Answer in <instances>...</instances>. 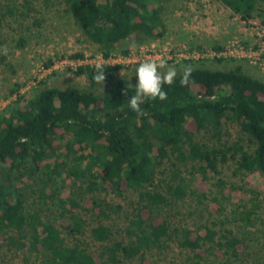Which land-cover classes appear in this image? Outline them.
Here are the masks:
<instances>
[{"label": "trees", "instance_id": "trees-1", "mask_svg": "<svg viewBox=\"0 0 264 264\" xmlns=\"http://www.w3.org/2000/svg\"><path fill=\"white\" fill-rule=\"evenodd\" d=\"M63 1L106 56L129 38L143 42L163 34L155 0ZM219 1L241 19L257 15L264 22V0ZM229 61L237 64L211 67ZM172 65L192 67L189 84L181 86V71L163 85L167 100L142 98L146 115L128 107L136 83L93 91L101 83L88 66L74 73L87 78L89 89L43 79L24 105L0 114V246L21 251L24 264L235 263L247 229L264 232L260 193L245 183L254 171L264 177V82L235 58ZM113 69L104 68L105 78ZM72 155L73 169L66 163ZM64 174L72 177L68 192L51 186ZM195 174L203 186L188 183ZM185 198L204 220L182 219L178 201ZM48 199L54 210L32 208Z\"/></svg>", "mask_w": 264, "mask_h": 264}, {"label": "rangeland", "instance_id": "rangeland-1", "mask_svg": "<svg viewBox=\"0 0 264 264\" xmlns=\"http://www.w3.org/2000/svg\"><path fill=\"white\" fill-rule=\"evenodd\" d=\"M153 3L160 6L162 36L145 39L143 42L129 38L116 44L110 53L120 55L123 54L121 52L124 49L129 52L136 51L140 46L150 48L152 45L156 50L160 49L163 52L174 50L184 44L190 48H194L192 45L196 44L206 47L211 42L224 48H232V45L237 43L242 44L244 48L259 49L264 46V22L261 17L256 15L249 20L241 19L219 0H168L162 3L155 0ZM8 7L12 8L10 13H7ZM67 8L63 0H0V54L4 56L0 58V114L5 110L24 105L31 98L37 87L31 83V80L35 75H40L39 68L42 64L45 65L47 60H57L78 51L88 56L100 52L99 47L87 39ZM20 40H23V44H20ZM235 60L241 62L246 73L264 82V70L255 64L254 60L251 62L246 58H235ZM139 64L134 62L129 67L119 65L113 69L110 78H105L104 83L93 91H107L115 88L119 82L125 85L137 83L135 70ZM235 64H237L235 61H229L220 65L211 64V67L229 69V66ZM174 67L177 74L184 68V66ZM64 68L43 79L50 86L89 89L85 76L76 75L75 71ZM166 70V68L159 69L161 73ZM14 92L16 94L12 95ZM74 157L72 155L66 160L68 168L73 164ZM78 165L84 166V163ZM187 178L192 187L204 185L198 174ZM53 179L55 182L51 183L52 187L60 192H68L72 177L66 178L64 174ZM245 183L248 188L260 193L257 203L264 213V177L254 171L245 176ZM76 184H81L80 180ZM85 185L86 183L81 188H85ZM28 188L31 187L27 186L24 189L25 197L28 198L29 203H32L35 196L30 194ZM212 190L217 191V188L212 187ZM131 197L134 198L135 194H131ZM190 205L186 198L178 201L182 219L204 220L203 214L192 213ZM32 208H40L46 212L54 210V200L48 199L47 203L39 205L32 204ZM242 209L241 206L238 212ZM239 223L243 224L244 221ZM259 228L264 230V226ZM250 230L255 229L249 228L244 233L242 251L238 253L233 264H264V232L257 231L252 235L247 233ZM19 252L21 251H8L4 246H0V264H24L21 257L17 256ZM158 264H166V262L162 261Z\"/></svg>", "mask_w": 264, "mask_h": 264}, {"label": "built area", "instance_id": "built-area-1", "mask_svg": "<svg viewBox=\"0 0 264 264\" xmlns=\"http://www.w3.org/2000/svg\"><path fill=\"white\" fill-rule=\"evenodd\" d=\"M214 57H226V58H246L250 62L254 60L257 64L264 70V46L262 48H244L242 44H234L232 48L223 47L220 51L212 50L211 48L205 50H196L195 48H190L187 45H182L174 50L160 51V49L150 46L144 47L140 46L136 51H129L126 54L114 55L109 53L107 56L102 52H98L94 56H88L83 53L80 58H71L68 56L58 58L57 60H51L50 65L42 64L39 68L40 75H35L31 83L37 84L43 80L44 77L50 75L54 72H58L64 69L69 71H75L79 67H94L96 63H102L105 67L117 68L119 65L121 67H129L131 64L141 63L146 60H159L163 58L167 61V64L172 65L183 59H206Z\"/></svg>", "mask_w": 264, "mask_h": 264}, {"label": "clouds", "instance_id": "clouds-1", "mask_svg": "<svg viewBox=\"0 0 264 264\" xmlns=\"http://www.w3.org/2000/svg\"><path fill=\"white\" fill-rule=\"evenodd\" d=\"M94 67L96 69L94 80L97 83L103 84L105 80V66L102 63H96ZM165 68L167 69L166 72L161 73L159 71V69ZM192 71L193 69L190 65L183 68V74L180 79L181 86H187L189 84ZM135 74L137 76L135 94L128 100V107L138 115H146L147 113L140 107L142 98L167 100V93L163 90V85H172L177 76V71L174 66H168L165 59L160 58L158 61L146 60L141 62L136 68ZM130 86L132 85H128V88ZM127 90H125V95L128 93ZM209 99L215 100V97H210ZM19 142H27V138L20 137Z\"/></svg>", "mask_w": 264, "mask_h": 264}]
</instances>
